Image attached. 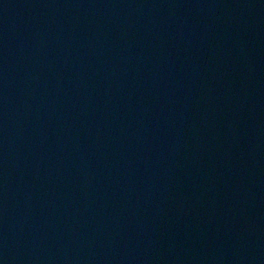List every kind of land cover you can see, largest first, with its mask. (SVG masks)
<instances>
[{"label": "water", "instance_id": "1", "mask_svg": "<svg viewBox=\"0 0 264 264\" xmlns=\"http://www.w3.org/2000/svg\"><path fill=\"white\" fill-rule=\"evenodd\" d=\"M0 264H264V0H0Z\"/></svg>", "mask_w": 264, "mask_h": 264}]
</instances>
